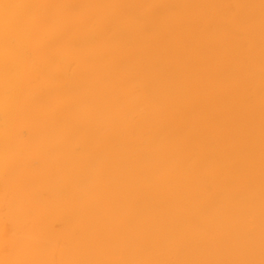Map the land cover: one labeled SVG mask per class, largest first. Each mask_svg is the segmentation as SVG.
<instances>
[{
	"label": "bare ground",
	"instance_id": "bare-ground-1",
	"mask_svg": "<svg viewBox=\"0 0 264 264\" xmlns=\"http://www.w3.org/2000/svg\"><path fill=\"white\" fill-rule=\"evenodd\" d=\"M0 264H264V0H0Z\"/></svg>",
	"mask_w": 264,
	"mask_h": 264
}]
</instances>
